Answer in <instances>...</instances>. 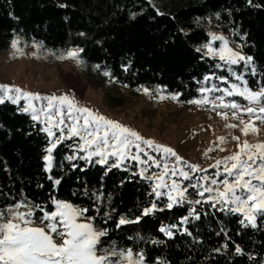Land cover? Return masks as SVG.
Returning <instances> with one entry per match:
<instances>
[{"label":"trees","instance_id":"16d2710c","mask_svg":"<svg viewBox=\"0 0 264 264\" xmlns=\"http://www.w3.org/2000/svg\"><path fill=\"white\" fill-rule=\"evenodd\" d=\"M208 28L227 33L253 58L258 69L255 76L250 70L244 72L242 64L234 67L244 72L249 87L258 90V82H264V0H0V54L8 52L17 37L25 44L41 45V50L55 57L68 49H83L79 58L90 81L106 86L110 79L131 90L159 86V92L176 95L182 103L201 95L197 81L205 74L228 76L215 67L218 59L196 51L208 41ZM127 65L125 72L122 66ZM104 71L111 76H104ZM40 128L17 105H0V208L25 198L51 208L52 197L89 208V216H97L99 207L95 223L110 230L103 245L115 242L120 248L143 250L147 264H155L157 258L168 264H264V227L243 229L240 217L226 212L209 210L200 221L183 226L202 241L195 245L179 232L172 239L159 232L161 225L178 223L187 205L165 208L118 229L120 216L134 220L156 200L149 195L152 182L138 174L135 162L108 171L84 160H65L73 152L72 140L54 149L53 168L45 172L48 138ZM49 176L60 184L54 185ZM93 192L103 193L101 203L95 202ZM156 202L163 208L167 200ZM205 208H200L201 213ZM113 209L112 219L104 224L103 213ZM221 229L224 232L217 235ZM152 239L164 243L153 245ZM225 243L228 248L221 253L212 251ZM236 244L244 255L235 253Z\"/></svg>","mask_w":264,"mask_h":264},{"label":"snow or ice","instance_id":"6c2138e0","mask_svg":"<svg viewBox=\"0 0 264 264\" xmlns=\"http://www.w3.org/2000/svg\"><path fill=\"white\" fill-rule=\"evenodd\" d=\"M157 14L163 15L160 12ZM216 17L219 19L220 14L216 13ZM208 35V41L196 51L202 52L203 57L218 59L215 67L227 71L228 76H217L214 72L205 74L202 81H197L201 85L197 91L202 98L190 100L188 103H211L215 108H230L235 110L233 118H237V111H242L249 116L247 123L240 120L243 125L242 134L257 133L259 129L255 126V121L264 124V82H258V90H254L248 86L244 73L233 68L242 64L246 71L250 70L251 75L255 76L258 69L253 64V58L233 50L229 41L222 35ZM215 42H219L216 47ZM18 43V39H13L11 47L19 51ZM32 46L41 45L34 43ZM82 51L83 49L79 48L68 49L60 53L57 59H73L80 64L82 60L79 53ZM99 67L95 66L96 69ZM122 67L127 72L130 65ZM103 75L111 76V73L104 71ZM233 79L238 83H233ZM213 81H219L226 87H220L212 83ZM160 90L157 86L151 92ZM138 91H143L145 95L151 94L150 89L143 86ZM213 93L221 95H212ZM234 96L241 97L251 106H242L235 100H225L226 97ZM171 98L176 99V95ZM21 101L25 102L24 106H20ZM36 102L40 103V107H36ZM5 103L17 105L18 111L28 113L33 121L44 125L40 131L46 133L49 138V146L45 149L46 155L43 157L45 172H50L53 168L54 149L66 140L74 141L72 154L65 156V160L69 162L84 160L106 166L108 171L121 168L127 160L146 166L138 174L152 182L149 195H154L156 200L144 207L134 220L120 216L116 223L118 229L122 225L137 223L144 216L164 211L165 208L171 210L185 205L187 213L179 218L178 223L160 226L159 232L166 238L172 239L179 232L190 237L193 245L202 243L188 227L183 226L200 221L202 215L210 214L209 210L239 216L238 223L243 229L264 227V142L249 143L245 140L239 143V137H233L238 141V151L210 165L214 171L209 173L208 169L184 161L172 148L146 139L126 125L110 120L87 107L79 106L75 98L68 94L43 96L26 92L13 85L0 84V105ZM218 114L226 118V113ZM227 127L235 128L237 125ZM218 139L223 141L224 138ZM211 151L214 149H208V152ZM152 152L162 155H152ZM170 157L174 158L171 168ZM72 167L77 165L73 164ZM153 168L161 171L145 176V172ZM48 178L54 185L61 182L52 176ZM84 194L88 195L87 190ZM92 197L99 204L102 202L103 193L93 192ZM165 197L167 202L164 207H158L156 201ZM50 203L51 208L25 198L0 208V264H147L143 250L120 248L115 242L108 247L103 245V238L109 235L110 230L95 223L101 211L99 207L95 208L97 216H89L87 207L55 197L50 198ZM205 205L207 208L201 213L200 208ZM112 211L114 209L103 213L104 224L112 219ZM34 224L40 226L34 227ZM223 232L224 229H221L217 235ZM151 243L157 245L163 244L164 241L152 239ZM227 248L228 244L225 243L212 251L219 254ZM235 253L245 254L239 244L235 245ZM248 259L253 260L254 257L249 254ZM155 264H168V261L157 258Z\"/></svg>","mask_w":264,"mask_h":264},{"label":"rangeland","instance_id":"374dc122","mask_svg":"<svg viewBox=\"0 0 264 264\" xmlns=\"http://www.w3.org/2000/svg\"><path fill=\"white\" fill-rule=\"evenodd\" d=\"M207 31L208 34L222 35L229 41V46L233 50L244 54L241 47H238L239 44L232 42L227 33L212 28H208ZM14 39L19 40L17 44L19 51L11 47L8 52L0 54V84L13 85L26 92L39 93L43 96L68 94L75 98L79 106L87 107L97 114L126 125L146 139L172 148L184 161L208 169L209 173L214 171L210 165L238 151V141L233 137H239V143L245 140L249 143L264 142V124L259 121H255V126L259 129L257 133L242 134L243 125L240 120L249 122V116L242 111H237V118H233L235 110L215 108L211 103L204 105L182 103L162 92L145 95L143 91L131 90L110 79H107V85L104 86L101 82L90 81L84 75L83 63L78 64L73 59H57L48 51L41 50L40 46L33 47L34 43L25 44L18 37ZM218 45L219 42L214 43V47ZM233 68L239 72L236 67ZM217 76L227 75L218 73ZM232 82L238 83L234 79ZM212 83L226 87L219 81ZM201 98L200 95L196 99ZM238 98L241 97H226L225 100H235L242 106H251L247 105V102L241 103ZM21 103L25 105L24 101ZM36 107H40L39 102H36ZM218 113H226V118ZM232 124L237 127H227ZM220 137L224 138L223 141L218 139ZM210 148L214 151L208 152ZM151 154L162 155L155 152ZM172 161L174 158L170 157L169 168L172 167ZM128 162L135 161L127 160L124 164ZM136 166L138 172L146 167L137 164ZM160 171L153 168L145 172V176Z\"/></svg>","mask_w":264,"mask_h":264}]
</instances>
